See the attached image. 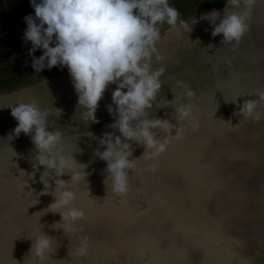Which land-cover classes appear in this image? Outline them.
Segmentation results:
<instances>
[{
  "label": "water",
  "instance_id": "obj_1",
  "mask_svg": "<svg viewBox=\"0 0 264 264\" xmlns=\"http://www.w3.org/2000/svg\"><path fill=\"white\" fill-rule=\"evenodd\" d=\"M225 5L226 0L184 17L182 20L192 26L190 33L183 29L178 33L169 25L160 29L157 53L153 56V70L164 68L161 76L163 85L157 100L166 106V100H172L174 94L181 99L175 101L172 107H153L151 117L168 119L176 124L175 109L180 104L191 102L198 124L202 123L206 130L217 133L219 137L206 148L205 163L211 164V170L195 165L197 145L193 144L192 152L185 158L186 163L191 165L187 169L189 184L186 186L178 178L169 176L168 162L182 151L186 142L182 138L171 141V148H167L162 156L155 174L161 177L160 182L145 170L144 165L148 162L143 160L144 154L147 155L145 147L130 142L133 149L130 159H136V167L129 173H134L133 180L143 177L154 193L149 203L157 209L161 218L156 222L158 224L164 219L163 208L177 199L171 187L185 189L184 198L193 201V213L204 210V214L193 217L197 226L215 232L217 244L223 249V252L213 250L207 259L228 264H264V118L256 121L239 115V106L244 100L257 99L264 90V0H257L249 20L250 29L238 46L222 44V35L213 37V26L201 19L213 9L222 14ZM26 29L17 28L20 40H23ZM12 31L13 27L7 32ZM156 55L161 57L159 61ZM33 79L32 85L15 89ZM178 81L193 91L192 98H187L185 88ZM115 88L116 85H111L105 92L96 112L99 122L95 123L84 121L83 109L78 105V96L67 68L37 71L32 66L0 76V90H16L0 94V163L5 172L9 163H13L11 171L17 176L13 185L5 181L3 196L7 202L13 193H25L24 199L11 213L21 219V226L4 233L3 248L0 249L3 264H79L81 257L76 250L83 236L89 238L91 248L88 251L92 253L90 259L93 264H104L110 258L103 245L114 242L115 237L110 225L100 218L103 213L97 203L104 202L110 206L119 195L112 192L110 180L105 183L107 162L100 159L96 151L105 150V146L100 144L105 133L121 135L110 127L116 119L108 111L109 105L115 107L112 102ZM235 100L237 102H232ZM32 102L48 113L49 131H62L65 150L74 153L75 159L87 166V180L72 188L76 193L72 206L86 214L85 219L77 222V227H82L83 231L64 232L65 222H60L61 215L52 213L54 210L48 208L55 200L51 195L55 190L54 181H49L52 188L42 195L44 184L41 174L45 169L41 167L36 171L33 168L37 162L34 160L36 148L31 136L21 133L15 137L14 129L18 122L11 115V107ZM181 123L185 125V132L190 133L186 121ZM155 131L163 137L159 129ZM197 132H200L199 127ZM10 134L14 139L7 138ZM203 142L204 137L201 136L200 143ZM240 150H243L242 156ZM79 167L83 170L84 166ZM204 176L220 183L221 190L206 191ZM62 178L69 180L70 175ZM48 179L45 176V182ZM133 195L144 197L145 189L137 186ZM7 220L8 213L5 216ZM43 234L51 236L53 241L51 251L41 259L31 249L36 238ZM197 243L195 239H185L184 252L178 253L177 257L185 259L187 264H202L205 257ZM141 258L143 264H150L147 258ZM116 260L118 264H130L133 257L117 256Z\"/></svg>",
  "mask_w": 264,
  "mask_h": 264
},
{
  "label": "clouds",
  "instance_id": "obj_2",
  "mask_svg": "<svg viewBox=\"0 0 264 264\" xmlns=\"http://www.w3.org/2000/svg\"><path fill=\"white\" fill-rule=\"evenodd\" d=\"M256 3L257 0H226L222 14L213 9L201 19L213 26V37L222 35V44L238 46L250 29L249 20ZM31 5L35 16L25 17L27 29L23 39L31 42L30 53L43 50L39 58L33 56V68L37 71L67 68L84 121L99 122L96 117L99 103L108 88L116 85L112 93L115 107L109 105L108 111L116 117L110 127L121 135L105 133L100 139L105 150H97L96 155L107 162L105 183L110 180L112 192L125 195L129 188V171L136 167V159H130L133 154L130 142L143 145L147 158L152 159L167 150L172 138L183 136L186 128L182 121H187L193 131L199 127L192 104H180L175 109L176 124L168 119L152 118L150 113L153 107H172L181 99L174 94L172 100H166V106L157 100L164 73L162 67L153 70V56L161 37L159 26L166 23L178 33L181 29L190 33L192 26L180 19L179 11L169 0H31ZM160 59L156 55V60ZM178 84L185 88L187 98H192L193 91L183 82L178 81ZM11 115L18 122L15 137L21 133L30 135L35 145L37 163L33 168L45 169L41 174L42 195L52 188L50 180L55 183V190L51 192L55 200L48 208L61 215L64 232L83 231L82 227H77V222L85 219L86 214L72 206L76 200L72 188L87 180V166L79 163L74 153L65 150L62 131L48 130V113L35 102L11 107ZM239 115L256 121L264 118V92L259 93L257 99L244 100L239 106ZM157 129L164 134L162 138ZM7 138L14 139L11 134ZM79 166H84L83 170ZM65 175H70V179H63ZM32 176L35 177V172ZM61 209L63 211H55ZM81 240L76 252L86 256L89 238L83 236ZM52 241L51 236L43 234L36 238L31 251L43 259L51 251Z\"/></svg>",
  "mask_w": 264,
  "mask_h": 264
},
{
  "label": "snow or ice",
  "instance_id": "obj_3",
  "mask_svg": "<svg viewBox=\"0 0 264 264\" xmlns=\"http://www.w3.org/2000/svg\"><path fill=\"white\" fill-rule=\"evenodd\" d=\"M262 92L264 90L260 93ZM194 116L196 117L195 111ZM186 124L190 127L191 132H184L180 138L185 139L186 142L182 145V151L168 162V174L183 181L184 185L187 186L189 184L187 169L191 165L186 163L185 158L192 152L193 144L197 145L195 165L200 168L207 167L211 170V164L205 163L206 148L213 139L219 137L217 133L206 130L202 123L199 124L200 132L193 131L192 126L187 121ZM190 136L191 139H189ZM201 136L204 137L203 143H200ZM180 139L172 138L171 141L174 142ZM171 146L170 143L168 148H171ZM165 154L166 151L151 160L147 158V155L143 156V160L148 161L144 165L145 170L152 173L158 182L161 181V177L155 174L158 171L159 162ZM240 155H243V150H240ZM12 168H14L13 163H9L8 171L5 172L3 164L0 163V249L3 248L5 231L14 230L20 227L22 223L19 217L11 213L19 201L24 199L25 193L23 191L13 193L12 198L7 202L3 196L5 181L13 185L15 183L14 177H17L11 171ZM133 175L134 173L128 175L129 188L125 195H119L112 201L110 206L104 202L97 203V207L103 213L100 218L110 225L115 237L114 242L103 245L110 257L104 261V264H118L117 256L129 255L133 257L130 264H143L142 256L147 258L150 264H187L185 259L177 257L178 253L184 252L183 242L185 239H195L199 242L197 247L200 248L205 257L202 264H228L225 261L207 259L213 250L223 252V249L217 244L215 232L197 226L193 217L204 214V210L200 209L193 213V201L184 198L185 189L183 187L170 186L171 190L176 193L177 199L175 203L163 208L164 219L162 223L158 224L156 222L161 218L157 215V209L151 207L149 203L154 193L147 187L143 177L133 180ZM202 179L205 181L206 191L221 190L222 185L220 183L208 179L207 176L202 177ZM137 186L145 189L146 195L144 197L133 195L137 191ZM161 203L165 204L166 202ZM6 213H8L7 222L5 221ZM90 248L91 245L89 244ZM91 255L92 253L88 251L86 256H80L79 264H85L86 261L87 264H93L90 259ZM0 264H3V262L0 261Z\"/></svg>",
  "mask_w": 264,
  "mask_h": 264
},
{
  "label": "trees",
  "instance_id": "obj_4",
  "mask_svg": "<svg viewBox=\"0 0 264 264\" xmlns=\"http://www.w3.org/2000/svg\"><path fill=\"white\" fill-rule=\"evenodd\" d=\"M5 8H6L5 2L0 0V34L5 33L10 29L9 23L2 20V17L5 13ZM31 48H32L31 42H25L24 39L20 40L16 31L7 32L4 35L0 36V62L7 61L8 59H11L13 57L19 58V57L25 56L26 54H32L38 57L43 55L42 49L36 50L35 53H30ZM34 81L35 79H33L32 81H27L24 84L16 86L15 89L21 86H24V85L25 86L21 87V89L27 86H30L34 83ZM9 90H12V89L0 90V94H4L5 92L11 93V92L16 91L14 89L12 91H9Z\"/></svg>",
  "mask_w": 264,
  "mask_h": 264
},
{
  "label": "rangeland",
  "instance_id": "obj_5",
  "mask_svg": "<svg viewBox=\"0 0 264 264\" xmlns=\"http://www.w3.org/2000/svg\"><path fill=\"white\" fill-rule=\"evenodd\" d=\"M221 1L224 0H169V4L183 15L185 11L193 10V13H196ZM33 56L35 55L26 54L19 58L13 57L7 61L0 62V76L32 67ZM35 57L39 58L38 56Z\"/></svg>",
  "mask_w": 264,
  "mask_h": 264
},
{
  "label": "flooded vegetation",
  "instance_id": "obj_6",
  "mask_svg": "<svg viewBox=\"0 0 264 264\" xmlns=\"http://www.w3.org/2000/svg\"><path fill=\"white\" fill-rule=\"evenodd\" d=\"M37 2H39V0H37ZM5 4H6V8H7L8 3L5 2ZM26 7L28 8L27 10H26V8H23L21 12L19 11L18 14L20 15V20L17 22L13 19L12 16H9L6 14V8H5V13L2 17V20L8 22L10 25V28L13 27L14 31H16V32H17V28H20V29L26 28L27 24L25 22V17L28 15H32L33 17L35 16V10L32 7L31 2H29ZM192 14H193V10H189V12L185 11L183 15H182V13H180V19H184V17H190V15H192ZM165 26H168V25L165 23L163 25H160L159 27H160V29H162ZM36 77H40V76H36Z\"/></svg>",
  "mask_w": 264,
  "mask_h": 264
},
{
  "label": "crops",
  "instance_id": "obj_7",
  "mask_svg": "<svg viewBox=\"0 0 264 264\" xmlns=\"http://www.w3.org/2000/svg\"><path fill=\"white\" fill-rule=\"evenodd\" d=\"M8 3L6 8V14L12 16L13 19L17 22L20 20L19 11L21 12L23 8L28 9L26 6L31 0H3ZM19 23V22H18Z\"/></svg>",
  "mask_w": 264,
  "mask_h": 264
}]
</instances>
